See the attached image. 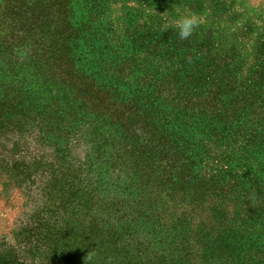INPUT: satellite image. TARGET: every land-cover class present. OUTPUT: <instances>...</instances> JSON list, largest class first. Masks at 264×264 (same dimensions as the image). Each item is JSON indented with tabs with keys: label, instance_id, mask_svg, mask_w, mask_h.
<instances>
[{
	"label": "trees",
	"instance_id": "obj_1",
	"mask_svg": "<svg viewBox=\"0 0 264 264\" xmlns=\"http://www.w3.org/2000/svg\"><path fill=\"white\" fill-rule=\"evenodd\" d=\"M116 1L0 0V133L37 129L58 163L56 204L19 235L26 258L12 247L0 264H264L262 23L245 25L259 31L247 56L201 25L180 39L142 12L154 0ZM85 125L110 131L98 127L94 154L133 200L110 197L114 183L92 164H72ZM136 217L165 244L141 240Z\"/></svg>",
	"mask_w": 264,
	"mask_h": 264
},
{
	"label": "rangeland",
	"instance_id": "obj_2",
	"mask_svg": "<svg viewBox=\"0 0 264 264\" xmlns=\"http://www.w3.org/2000/svg\"><path fill=\"white\" fill-rule=\"evenodd\" d=\"M150 3L151 8H156V11L149 13L146 8L142 11L145 15L150 14V20H161L163 26L173 27V21L178 15L190 11L199 18L204 30L214 31V38L220 43L222 50L238 49L247 56L251 53L252 41L259 31L254 29L253 32H248L245 25L253 20L262 23L264 28V0H154ZM110 4L119 10L147 6L143 0H117L114 5ZM27 83L25 85H28L33 98L40 99L42 96L39 88L34 83ZM1 86L0 76V88ZM98 127L99 125H85L77 128L70 147L72 164L83 165L85 172L88 168L86 165L92 164L96 168L95 173L99 172L107 182L114 183V187L110 188V197L117 195L125 201L133 200L135 192L127 186L125 177L118 174L117 170H112L110 163L103 165L104 161L111 160L98 158L94 154L96 140L93 137L98 134ZM99 128V133L110 132L102 126ZM54 146V143L49 141L45 145L35 128L29 132H26L25 128L21 132L0 133L1 258L14 247L20 260H24L25 250L23 244L19 245L21 231L48 217L47 212L50 210L47 206L52 208V205L56 204L57 187L51 189V179L48 176L49 169L54 171L55 165L58 164ZM244 159L240 158L239 166L247 165L243 162ZM248 166L253 169L255 165L252 162ZM241 169L247 174L250 172V169L247 171L245 167ZM132 227L138 232L141 240L149 238L152 248L159 246L155 242L165 244L167 241L166 235L157 226L146 223L142 218L136 217Z\"/></svg>",
	"mask_w": 264,
	"mask_h": 264
},
{
	"label": "clouds",
	"instance_id": "obj_3",
	"mask_svg": "<svg viewBox=\"0 0 264 264\" xmlns=\"http://www.w3.org/2000/svg\"><path fill=\"white\" fill-rule=\"evenodd\" d=\"M200 25L199 18L187 11L178 15L177 19L173 21V27L177 30L180 39H189Z\"/></svg>",
	"mask_w": 264,
	"mask_h": 264
}]
</instances>
